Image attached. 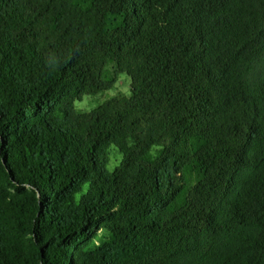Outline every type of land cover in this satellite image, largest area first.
Returning <instances> with one entry per match:
<instances>
[{"label":"trees","instance_id":"trees-1","mask_svg":"<svg viewBox=\"0 0 264 264\" xmlns=\"http://www.w3.org/2000/svg\"><path fill=\"white\" fill-rule=\"evenodd\" d=\"M0 264H264V0H0Z\"/></svg>","mask_w":264,"mask_h":264},{"label":"rangeland","instance_id":"rangeland-1","mask_svg":"<svg viewBox=\"0 0 264 264\" xmlns=\"http://www.w3.org/2000/svg\"><path fill=\"white\" fill-rule=\"evenodd\" d=\"M131 88V78L126 73L119 75V80L114 87L96 95H86L82 100L76 101L75 107L79 111L89 112L103 104L106 100L114 96H129ZM121 159L116 147L111 149V166L113 168Z\"/></svg>","mask_w":264,"mask_h":264}]
</instances>
